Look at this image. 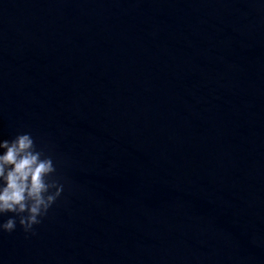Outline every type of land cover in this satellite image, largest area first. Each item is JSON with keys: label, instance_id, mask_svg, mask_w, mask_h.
I'll list each match as a JSON object with an SVG mask.
<instances>
[{"label": "water", "instance_id": "1", "mask_svg": "<svg viewBox=\"0 0 264 264\" xmlns=\"http://www.w3.org/2000/svg\"><path fill=\"white\" fill-rule=\"evenodd\" d=\"M26 132L65 191L0 264H264V0H0Z\"/></svg>", "mask_w": 264, "mask_h": 264}, {"label": "clouds", "instance_id": "2", "mask_svg": "<svg viewBox=\"0 0 264 264\" xmlns=\"http://www.w3.org/2000/svg\"><path fill=\"white\" fill-rule=\"evenodd\" d=\"M62 180L53 157L30 132L0 139V218L8 216L0 222V234H11L19 225L36 235V226L64 194Z\"/></svg>", "mask_w": 264, "mask_h": 264}]
</instances>
